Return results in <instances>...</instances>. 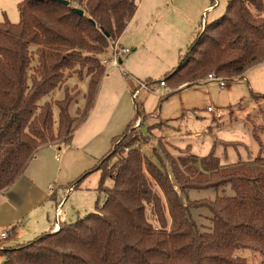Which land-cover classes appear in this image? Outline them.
<instances>
[{
	"label": "trees",
	"instance_id": "trees-1",
	"mask_svg": "<svg viewBox=\"0 0 264 264\" xmlns=\"http://www.w3.org/2000/svg\"><path fill=\"white\" fill-rule=\"evenodd\" d=\"M140 1L23 0L18 4L17 24L5 16L0 23V192L18 180L42 146L58 140L72 144L106 74L102 58L133 20ZM262 64L264 0H230L222 17L202 24L178 67L161 81L178 92L185 84V88L198 86L212 73L230 81L244 79L249 69ZM77 69H86L90 82L85 108L74 118L70 92L65 90L62 101L46 99L62 88L67 73ZM254 98L264 100V94L254 93ZM130 130L138 131L132 123L113 139V146ZM260 131L264 133V127L253 124L252 134L260 147L253 161L222 166L214 152L203 158L169 157L172 175L143 154L141 147L150 137H127L130 141L115 153L111 150L96 168L101 172L97 190L105 194L104 204L75 223L62 224L58 231L3 249L2 264H249L241 255L244 252L264 258ZM113 157L117 161L108 171L104 163ZM109 179L113 184L106 187ZM227 186L234 196H218L214 201L188 197L192 190ZM79 187L78 183L74 189ZM199 209L211 213L206 231L192 217L191 211Z\"/></svg>",
	"mask_w": 264,
	"mask_h": 264
},
{
	"label": "rangeland",
	"instance_id": "rangeland-1",
	"mask_svg": "<svg viewBox=\"0 0 264 264\" xmlns=\"http://www.w3.org/2000/svg\"><path fill=\"white\" fill-rule=\"evenodd\" d=\"M229 1L170 0L174 3V6L170 7V11L165 16L166 23L162 26L160 35L158 38H152L151 43L146 47L131 45L137 42L135 39H138L136 30H133L137 22L129 31L125 30L121 40L119 39V43L121 46L131 49L132 53L122 59L125 64L120 68L109 70L105 68L106 74H110V79L102 80L100 86L102 92L97 109L100 114L107 118L111 124L110 128L114 131L106 144L98 151H102L108 146V150H110L112 140L122 135L128 126L133 123L134 128L138 131L135 134V132L131 133L130 130L125 137L117 138L112 149L113 153L122 148V145L130 139L133 140L135 137L141 139L140 136L142 135L148 136L151 141L142 145L143 154L170 175H172V171L169 157L179 160L187 158L188 154H193L203 158L214 152L220 163L227 165L232 162L253 161L258 156L260 147L252 132L253 124L264 127V103L261 106L256 105V102L259 101L254 98V93L264 94V64L248 70L246 79L237 82L236 80L227 81L228 87L226 89H221L218 83H208V81H205L206 79L201 81L198 86L182 87L178 92L169 87H161L159 84H152L151 87L144 88L148 78L153 79L154 83L155 81L159 83L164 80V76L168 72L178 67L180 57L187 52L195 41L202 29V24L211 23L222 17L226 12ZM215 4L217 5L215 6ZM206 6L214 7L203 17L201 11ZM0 9L4 10H0V23L5 20V16L13 24L19 22L18 6L14 7L9 3L3 8L0 7ZM4 13L6 15H3ZM105 56L110 57V52L108 51L102 59ZM33 65H36V61ZM130 73L136 78L134 82L138 83L137 92L138 96L140 95L138 99L132 98L131 94H127L122 86L123 79H128V76H131ZM66 75L68 78L66 76L62 88L57 89L46 100L52 103L62 101L66 95L65 90H67L73 98L72 111H74L78 106V102L80 105H84V94L88 91L90 79L87 77L86 69H77L75 72ZM80 75L84 77L81 79L78 77ZM113 79L119 81L116 87L106 85ZM137 79L142 82L139 83ZM169 94L170 96H168ZM208 107H212L214 112H208ZM143 109L145 113L142 115L141 111ZM55 118H58L57 109H55ZM150 127H152L151 130ZM260 135L264 143V133L260 131ZM127 137L130 139L127 140ZM60 142L61 140L57 141V143ZM226 143L238 145L227 146ZM136 146L138 145L136 144ZM66 147L67 145L63 144V149ZM64 151L58 150L60 158L56 164H53L54 168L55 165L59 167L66 163ZM37 156L36 154L31 161H34ZM88 161H78L76 159L68 170L61 173L59 178L62 183L67 182V184L79 181L80 186L87 187L90 190L86 197L82 199L83 203L91 204L92 209L87 211V214H90L96 212L98 207L104 204L106 197L104 193L97 190L101 172L96 170L97 166L89 167L92 166L93 161ZM116 161L117 157L108 158L104 163V168L110 171ZM35 163L32 162L30 168ZM96 164L98 165V163ZM84 174L85 177H83ZM112 184V180L106 181V187H111ZM223 195L234 196L235 193L230 186H227L218 190H192L189 192L188 197L192 201H214L218 196ZM183 198L186 200L185 196ZM68 207L71 208V204ZM191 213L202 231H206L211 227V213L208 209L192 210ZM87 214L83 209H78L72 220L75 223ZM149 218L158 226L155 218L151 215ZM8 248L14 247L4 245L3 249ZM241 255L248 259L249 264H264V258L259 255L251 252H244ZM4 260L5 256L2 253L0 264Z\"/></svg>",
	"mask_w": 264,
	"mask_h": 264
},
{
	"label": "crops",
	"instance_id": "crops-1",
	"mask_svg": "<svg viewBox=\"0 0 264 264\" xmlns=\"http://www.w3.org/2000/svg\"><path fill=\"white\" fill-rule=\"evenodd\" d=\"M21 1L23 0H0V7L3 8L9 3L17 7ZM216 5L217 4H215V6ZM172 6H174V3L170 2V0H141L136 15L126 30L129 31L137 22L135 25L137 29L134 28L133 30H136L135 32H137L136 35L138 39H135L137 42L131 45L134 47L137 45L146 47L151 43L152 38H158L162 26L166 23L165 16ZM213 7L214 6H206L202 8L201 13L203 17L208 11H211ZM5 14L6 13L3 15ZM124 64L125 61L122 60V65ZM246 74L244 75V79H246ZM109 75V73L105 74L103 81L104 79H110ZM134 80H136V78L131 74V76H128V79L124 78L122 82L123 88L127 94L132 95V98L133 93L137 91L138 88V83H136V81L134 82ZM151 80L154 81L153 79ZM137 81L139 83L142 82L140 79H137ZM117 83H119V81L113 79L106 83V85L116 87ZM155 84H158V82L155 81ZM182 87L185 88L186 84L180 88ZM101 92L102 87L101 90H99L96 102L88 118L75 131L71 145L67 146L65 149H63V144L61 143L42 146L36 153L38 155L37 158L31 161L28 168H26L25 172L18 180L8 190L0 192V232L10 229L9 238L3 245L18 247L27 244L45 233L60 230L62 224L74 223L72 219H74V213L78 209H83L86 211V214L88 213L87 211L92 209L90 203L82 202V199L85 198L90 191L87 187L80 186L81 183L78 180H76L78 182L73 184H67V182L62 183L59 177L62 172L71 167L76 159L78 161L92 160L93 164L89 167L98 166L99 161L113 148L112 140V148H110V150H108V146L102 151H98L106 144L114 131L110 128L111 124L107 118L100 114L97 109ZM263 103L264 100L256 102V105L261 106ZM85 104L86 102H84V105H80L78 102V106L74 111H72V104L70 107L71 116L78 118V110H82ZM88 148H90V150H88ZM58 150H65L64 156L66 158V163L59 167L55 165L54 168L53 164H56L57 160L60 158ZM85 150L89 152L87 153ZM32 162L36 163L30 168ZM96 163H98V165ZM86 175L84 174L83 177ZM78 183L80 187L74 189L75 185ZM69 204H71V208L68 207ZM66 207H68V209H66ZM0 256H2L1 252Z\"/></svg>",
	"mask_w": 264,
	"mask_h": 264
},
{
	"label": "built area",
	"instance_id": "built-area-1",
	"mask_svg": "<svg viewBox=\"0 0 264 264\" xmlns=\"http://www.w3.org/2000/svg\"><path fill=\"white\" fill-rule=\"evenodd\" d=\"M109 52L111 56L110 57L105 56V58L103 59V65L107 70L111 68H120L122 66V59L132 53L131 49L121 46V44L119 43V40L113 42L110 45ZM234 80H236L237 82L241 79L238 78V79H233L231 81H234ZM205 81H208V83H213V82L218 83L221 89H226L228 87L227 81H230V80L218 77L216 74L212 73L208 75ZM152 84H155V83H146V85H144V88L151 87ZM158 84L161 87L167 88L164 81H160ZM133 97L137 99L138 97L137 91L133 93ZM208 112L212 113L214 112V109L212 107H208ZM58 219H59V216H58ZM9 235H10V229H6L0 232V251L3 250L4 248L3 243L8 240Z\"/></svg>",
	"mask_w": 264,
	"mask_h": 264
},
{
	"label": "water",
	"instance_id": "water-1",
	"mask_svg": "<svg viewBox=\"0 0 264 264\" xmlns=\"http://www.w3.org/2000/svg\"><path fill=\"white\" fill-rule=\"evenodd\" d=\"M64 3H65L66 5H68V4H69V2H68V1H64ZM75 11H76L78 14H80V15H84V11H83V10H81V9H75ZM105 35H106V37H107V38H109V37H110L108 33H106Z\"/></svg>",
	"mask_w": 264,
	"mask_h": 264
}]
</instances>
